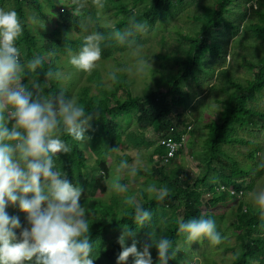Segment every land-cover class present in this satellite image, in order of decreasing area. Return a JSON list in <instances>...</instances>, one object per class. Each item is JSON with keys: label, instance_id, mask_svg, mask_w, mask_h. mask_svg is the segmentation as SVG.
<instances>
[{"label": "trees", "instance_id": "16d2710c", "mask_svg": "<svg viewBox=\"0 0 264 264\" xmlns=\"http://www.w3.org/2000/svg\"><path fill=\"white\" fill-rule=\"evenodd\" d=\"M184 1L0 0V8L16 10L24 24L23 34L17 42L21 49L22 62L34 55L44 58L43 65L37 70L38 74L23 75L21 83L41 98L51 97L63 89L67 95L78 100L86 113L92 114L85 140L80 143L65 134L62 138L71 145L72 151L67 154L57 153L56 159L66 178L82 188L80 203L88 212L86 216L89 218L90 240L95 242L97 252L94 264H117V258L122 251L117 240L125 227L136 232L138 248L140 244L148 241L150 232L166 236L174 242V246L179 245V251L168 264L196 263V256L188 252V247L185 248L188 241L184 234L178 233V223L202 216L216 220L220 217L212 212L216 207L237 200L227 192L215 190V186L242 188L237 180L249 176L252 171L253 165L241 166L234 157L226 154L225 148L253 145L249 140L236 136L237 129L264 132V110L253 106L257 95L264 93V0L259 4L260 10L255 11L258 22L250 23L246 27L254 41L247 43L244 39H239L235 42L237 47L250 50L251 58L241 56V59L254 76L241 79L235 77L229 69L222 68L217 72L216 84L210 88L212 92L217 91L221 95V98H217L221 107L217 116L205 124L208 136L202 141V152L197 156L200 162L198 166H205L206 169L204 175L195 179L180 166L170 169L164 164L168 148L161 141L174 139L180 142L191 126L188 125L187 112L194 104V95L185 89L184 83H189L192 79L196 81L203 75L214 74V71L208 72L205 67V58L208 53L215 57L221 55V47L213 37L225 25L235 28L228 15L234 12L236 0L203 3L202 10H194L193 14L188 15L196 22V27L191 33L181 34L185 45H181L179 49H162L157 54L154 53V58L161 61L159 66H152V59H146L149 64L145 65L146 71L143 74L147 83L143 92L136 93L129 81L131 73L118 72L116 82L106 79L109 72L119 67L106 71L108 60H115L114 56L117 54H131L129 49L110 39L102 44L99 66L87 73L84 84L83 79L75 83L67 75L61 81L45 76L51 69L60 70L70 77L67 50H78L84 36L88 34L81 29L86 17L94 22L90 31H99L106 36L112 27H128L133 16L153 29L156 22H165L176 5L182 7ZM101 3L103 7L100 6ZM77 6H81V10L75 11ZM59 8H63V14L56 12ZM31 17L45 22V26L39 28V25L32 24ZM105 19L108 24H102ZM143 34L137 33L139 43ZM133 64L130 66L135 74V62ZM33 83L39 85L38 90L31 87ZM124 117L133 119L132 125L127 123V129L123 126L126 124L122 120ZM150 131L157 135V139H149ZM189 143L193 147L195 140L188 139L186 145ZM116 148L117 152L126 151L128 148L151 149V172L142 176L145 178L144 182L158 181L157 183L169 189V195L164 201L155 200L143 190L133 192L136 188L132 187L127 193H115L111 190L110 185L115 179L113 175L120 159L132 161L129 152L120 156L116 152H109ZM203 155L208 156L202 157ZM255 155L256 153L250 152L246 158L254 162ZM221 156L233 160V165L227 166L222 162ZM210 173H221L222 182L216 184L214 176H209ZM123 183L125 184L124 181ZM247 186V189L252 190V186ZM135 194L139 203L152 212V221L144 226L133 222V205L127 203ZM6 210L9 215L18 216L22 226L27 225L26 218L23 219L17 205H9ZM233 210L232 228L236 245L232 248L226 246L221 252H235L234 257L229 259L230 264H264V211L257 209L249 201H240ZM131 242L128 240L126 246H131ZM237 248L239 250L236 251ZM151 254L154 264H158V253L154 247ZM203 259L199 264H224L221 259ZM127 264H132L131 256Z\"/></svg>", "mask_w": 264, "mask_h": 264}, {"label": "clouds", "instance_id": "9594fccd", "mask_svg": "<svg viewBox=\"0 0 264 264\" xmlns=\"http://www.w3.org/2000/svg\"><path fill=\"white\" fill-rule=\"evenodd\" d=\"M103 7V3L100 4ZM32 24L45 26V22L30 18ZM90 18H85L81 29L84 36L79 49L67 50L68 62L76 70L91 72L102 57V44L106 39L129 49L135 61V74L146 71V59L139 58L141 47L137 33H145L148 24L135 16L128 27H112L106 36L99 31H90ZM24 24L14 9L0 8V264H94L97 258L95 242L90 240L87 210L81 205L82 188L70 182L60 171L57 153H70L72 147L62 138L65 134L73 140H85L92 114L86 113L78 100L63 89L51 97H40L21 83L23 75L37 73L44 58L34 55L21 60L18 40L23 34ZM132 68H118L108 73L107 80L116 82L118 72L132 73ZM38 74V73H37ZM48 79L61 81L65 74L49 69ZM39 89L37 83L31 86ZM118 149L109 152H117ZM147 166L141 158L133 162L120 159L114 175L136 177ZM115 193H127L129 187L114 179L110 185ZM146 192L157 201L169 195L166 186L150 183ZM252 203L264 211V190L249 193ZM133 205L132 220L144 226L152 221V212L142 204L128 199ZM9 205H17L26 214L27 225L22 226L18 216L9 215ZM178 233L184 234L188 242L206 238L219 245L221 233L212 218H192L178 223ZM136 232L125 227L118 237L122 251L117 264H154L151 249L158 253V264L173 260L179 245L163 235L150 232L148 241L140 244ZM131 240V246L126 242Z\"/></svg>", "mask_w": 264, "mask_h": 264}, {"label": "rangeland", "instance_id": "374dc122", "mask_svg": "<svg viewBox=\"0 0 264 264\" xmlns=\"http://www.w3.org/2000/svg\"><path fill=\"white\" fill-rule=\"evenodd\" d=\"M214 1L215 0H185L182 7H178V5H176L177 7L174 8L173 13L165 22H156L153 29L148 28L147 32L143 34L140 42L141 52L139 58L148 59L149 61L152 59L150 64L152 63V66H159L161 61L154 58L153 54H157L158 50L179 49L181 45H185V41L181 38V34L191 33L196 27V22L192 18H189L188 15L193 14L194 10H202L203 3L205 4L209 2L212 4ZM261 2L262 0H236V4L233 6L235 9L234 12L228 15V18L235 25V28L225 25L213 37V40L221 47V55L219 57H215L213 54L208 53L205 58V67L208 72L214 71V74L203 75L202 78L200 77L196 81L192 79L189 83H184L185 89L190 90L194 95V104L191 106V109L187 112V114L189 113L188 125H191L192 127L190 132H193V134L189 132V140L191 141L194 139L195 144L193 147L191 143L186 145L187 147L179 153L180 155L178 154L177 158L166 164L168 165V168L175 169L177 166H180L184 168L185 172H187L192 179H195L197 176L204 175L206 167L204 166L200 168L198 166V163L200 164V162L197 155L202 152V141L208 136L205 124L212 121L214 116H217V113L220 111L219 108L221 107L217 102V98H221V95L219 96L217 91L212 92L210 88L216 84L217 72L222 68L229 69L237 78L249 79V77L254 76L253 72L245 67L243 60L241 59V56H246L250 59V50L237 47L235 42L239 39H244L247 43H252L254 41L252 34L247 32L246 27L250 23L258 22L255 16V11L260 10L259 4ZM62 9L63 8H59L56 12L58 14H63L64 12ZM74 10H81V6L75 7ZM108 23L107 19L102 20V24ZM162 40H164V42H162ZM114 57L115 60L110 59L108 60V64L105 65V69H107L106 71H111L113 67L117 66H119L118 68H123L120 66L132 68L130 64L134 65L133 63L137 59V57H134L131 54H117ZM69 68L71 72L70 77L68 74H65L68 79H74L75 83H79V79H83L84 81L82 84H84L86 80L84 78L87 77L88 72L76 70L70 64ZM129 81L133 84L135 90L137 91L136 93L143 92L145 86L147 85L143 75L138 76L131 73ZM253 106L257 109L264 110V93L257 95L253 102ZM122 120L124 123L126 122V124L123 125L124 128L127 126V123H131V125L133 124V119L131 117H124ZM235 135L240 138H245L253 144L252 146L246 147L234 145L225 148L227 152L226 154L234 157L241 166H244L245 164L253 165L249 176H245L237 180L240 187L244 188L245 191V199L241 202L249 201L252 203L249 193L264 190V132L253 129L243 131L237 129ZM148 137L149 139H157V135H155L153 131H150ZM124 152H129L132 157L131 162H133L137 157L141 158L145 166H147V171L142 168L138 172L140 175H137V178H128L127 175L121 177L113 175L115 179H119L122 183L124 181L125 184L128 185L129 189L131 187L133 189L136 188L133 192H140V190L146 192V186L150 183H156L157 186H161L157 183L158 181L149 180L144 182L145 178L142 176L144 173L151 172V149L128 148L126 151L116 152V155L120 156ZM250 152L256 153L254 162L246 158ZM106 154H108V152ZM204 156L208 155H203L202 157ZM109 159H111V157H109ZM221 160L227 166L233 165V160H230L228 157L221 156ZM218 167L221 168L220 165H218ZM220 175L221 173L214 175L213 173H210L209 176H214V182L216 181V184H220L222 182ZM247 185L252 186V190L247 189ZM132 200L139 203V198L136 197V194ZM239 203L233 200L231 203L223 204L216 207V209L212 211L214 214H217V216L218 214L220 216L215 220L217 230L222 236V241L219 245L211 244L206 238H201L197 241H191L186 244L185 248L188 247V252H191L196 256L197 261L194 264H199V262L204 260L203 258H205V261H213L215 259L220 260L222 255L223 257L220 261L224 264H230L229 259L231 260V258L234 257L235 252L223 253L221 250L226 246L232 248L236 245L234 244L235 238L232 228L235 210H233V208ZM255 207L259 209L257 206ZM21 214L23 219H25L26 214L23 212H21ZM182 249H184V245ZM237 250L239 249L237 248L236 251Z\"/></svg>", "mask_w": 264, "mask_h": 264}, {"label": "built area", "instance_id": "2783aa9c", "mask_svg": "<svg viewBox=\"0 0 264 264\" xmlns=\"http://www.w3.org/2000/svg\"><path fill=\"white\" fill-rule=\"evenodd\" d=\"M191 130H192V127L191 126L188 127L187 132L183 134L180 142H177L174 139H164L161 141V144L168 148L167 157L164 158V161H163L165 164H168L171 161H173L175 158H177L178 154L182 150H184L186 143L189 139V136H188L189 132ZM215 190H218L221 192H227L231 194V196L239 202L245 198V191L243 188L233 189V188H228L223 185H219V186H215ZM208 197H210V195Z\"/></svg>", "mask_w": 264, "mask_h": 264}]
</instances>
